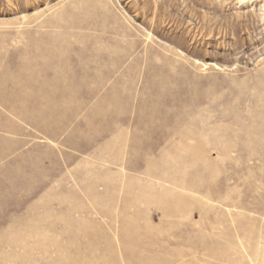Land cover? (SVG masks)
<instances>
[{
	"label": "rangeland",
	"instance_id": "374dc122",
	"mask_svg": "<svg viewBox=\"0 0 264 264\" xmlns=\"http://www.w3.org/2000/svg\"><path fill=\"white\" fill-rule=\"evenodd\" d=\"M0 264H264V0H0Z\"/></svg>",
	"mask_w": 264,
	"mask_h": 264
},
{
	"label": "crops",
	"instance_id": "0c3cea01",
	"mask_svg": "<svg viewBox=\"0 0 264 264\" xmlns=\"http://www.w3.org/2000/svg\"><path fill=\"white\" fill-rule=\"evenodd\" d=\"M38 91H39V89H37L36 95H38V97H39V95L41 96L42 93H40V91L39 92ZM52 91H54V90L52 89ZM23 98H25L26 100H28V98L26 96H23L21 99H23ZM45 103L47 104L48 102H45ZM43 104H44L43 101L42 102H37L35 109H41V110L50 109V108L54 109V106L52 104H49L50 106H47V107L43 106Z\"/></svg>",
	"mask_w": 264,
	"mask_h": 264
}]
</instances>
